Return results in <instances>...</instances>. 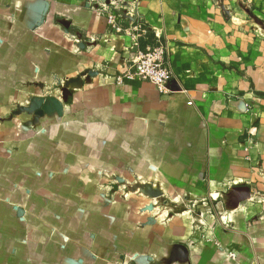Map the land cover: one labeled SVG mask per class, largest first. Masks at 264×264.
Wrapping results in <instances>:
<instances>
[{
  "label": "crops",
  "instance_id": "crops-1",
  "mask_svg": "<svg viewBox=\"0 0 264 264\" xmlns=\"http://www.w3.org/2000/svg\"><path fill=\"white\" fill-rule=\"evenodd\" d=\"M123 1L0 0V264H264V0ZM158 39L170 92L118 84Z\"/></svg>",
  "mask_w": 264,
  "mask_h": 264
},
{
  "label": "built area",
  "instance_id": "built-area-1",
  "mask_svg": "<svg viewBox=\"0 0 264 264\" xmlns=\"http://www.w3.org/2000/svg\"><path fill=\"white\" fill-rule=\"evenodd\" d=\"M88 7L104 16L108 29L113 33H123L134 38L133 31L141 32L136 24L123 26L124 19H131L136 14L134 3L123 0H86ZM134 19V18H133ZM134 22V21H132ZM172 77L171 64L167 46L159 39L145 52L135 54L123 67L115 81L121 84L124 80H138L151 83L162 94L170 92Z\"/></svg>",
  "mask_w": 264,
  "mask_h": 264
},
{
  "label": "rangeland",
  "instance_id": "rangeland-1",
  "mask_svg": "<svg viewBox=\"0 0 264 264\" xmlns=\"http://www.w3.org/2000/svg\"><path fill=\"white\" fill-rule=\"evenodd\" d=\"M140 186H142V185H140ZM142 190L143 191L138 192V193L143 194V195H150V191L148 189H142ZM119 191L120 190H116L117 193H120ZM134 191H132V192L133 193H136L137 192V191H135V192ZM116 192L115 191H109V193L112 194V196H114ZM243 192H245V197H248L249 190L248 189H244ZM128 193H130L128 190L126 191V189H123L120 194L122 195V197L125 198L126 197V194H128ZM149 198H151V196H149ZM153 198H155V199H152L151 198V200H154V203L153 204H150L148 206V210H150V211H157L158 209H160L161 210L160 215H161L162 212L168 211L169 209H170V212H169L170 214H172V213L181 214L183 211H186V210L189 209L188 208V204L185 203V202H182L180 205H177L174 208V207H172L171 203H169L167 201L165 202L164 199H161L159 196H156V197L153 196ZM198 211H199V209H198ZM155 213H156L155 214V217H159L160 216L158 214V212H155ZM200 214H201L200 211L198 213L197 212L195 213V215H200Z\"/></svg>",
  "mask_w": 264,
  "mask_h": 264
},
{
  "label": "water",
  "instance_id": "water-1",
  "mask_svg": "<svg viewBox=\"0 0 264 264\" xmlns=\"http://www.w3.org/2000/svg\"><path fill=\"white\" fill-rule=\"evenodd\" d=\"M264 29V26H263ZM49 102L53 103L52 106L48 110H59L60 107L58 106V103L54 102V99H50ZM42 112H38V115H41Z\"/></svg>",
  "mask_w": 264,
  "mask_h": 264
}]
</instances>
